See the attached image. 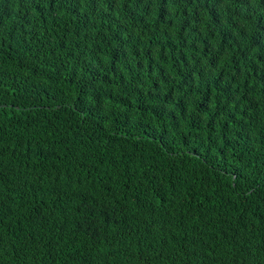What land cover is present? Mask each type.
Here are the masks:
<instances>
[{
  "label": "trees",
  "instance_id": "16d2710c",
  "mask_svg": "<svg viewBox=\"0 0 264 264\" xmlns=\"http://www.w3.org/2000/svg\"><path fill=\"white\" fill-rule=\"evenodd\" d=\"M0 264H264V0H0Z\"/></svg>",
  "mask_w": 264,
  "mask_h": 264
}]
</instances>
